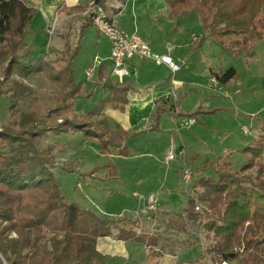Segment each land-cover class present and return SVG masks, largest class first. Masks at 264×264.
Masks as SVG:
<instances>
[{"label":"trees","instance_id":"16d2710c","mask_svg":"<svg viewBox=\"0 0 264 264\" xmlns=\"http://www.w3.org/2000/svg\"><path fill=\"white\" fill-rule=\"evenodd\" d=\"M29 1L0 0V107L6 106L11 117L7 122L0 120V264H108L97 248L104 237L144 244L149 264H153V258L160 256V241L150 233L138 232L139 218L108 219L71 203L56 179V145L42 148L48 136L68 132L99 140L103 154L126 147L138 133L112 130L105 109L111 106L125 111L131 83H116L101 68L99 76L105 81L86 92L84 84L76 81L73 68L82 47L79 41L73 44L67 35L64 48L55 51V60H48L37 49L41 45L28 44L35 14ZM94 1L106 4V0ZM164 1L172 17L198 14L204 33L199 47L213 38L222 52L248 58L264 43V0ZM84 9L85 5H80L75 11ZM88 26H92L90 19L80 28V37ZM212 75L223 89L240 79L234 66L212 71ZM44 76L58 88L55 107L47 112L27 106L34 90L25 81ZM100 86L107 95L97 99L91 110L77 112L76 100L92 98ZM217 111L198 107L186 115L180 111L179 117L197 120L200 114ZM168 112L166 101L158 102L149 130L158 131L161 115ZM231 154L208 159L193 170L194 176L195 172L202 176L193 180L186 208L171 218V224L180 232L189 228L198 232L204 218L209 232L205 251L212 263L264 264V124L259 136L241 150L242 163L233 161ZM183 165L189 166L185 161ZM105 170L106 179L119 178L116 165L109 164ZM95 172L97 169L83 176ZM198 205L203 214L197 212Z\"/></svg>","mask_w":264,"mask_h":264},{"label":"rangeland","instance_id":"374dc122","mask_svg":"<svg viewBox=\"0 0 264 264\" xmlns=\"http://www.w3.org/2000/svg\"><path fill=\"white\" fill-rule=\"evenodd\" d=\"M167 20L168 18L161 17L159 21L165 25ZM181 20L184 21L179 22V24L184 27V31L189 36L188 43L187 40L182 39L186 44L185 48L180 47L183 48L179 53L183 58L181 59L182 61H175L181 67V72L176 75L174 84L176 87H178V84H185L178 90L181 97H183L181 100L183 111L185 112L183 113L186 115L198 107L205 108L207 103H210L212 100L213 107L209 110L217 109L218 111L209 115L200 114L197 119L198 124L191 128L181 126L185 121L191 118L178 117L174 119L168 115L169 113H163L160 117V131L150 130V132L158 134L161 130H164V132L160 133L161 136L158 140V149L153 144L145 143L144 141L143 143L145 145H140V143H142V137L139 143L135 142L137 137H133L127 142L126 147L125 145L115 147L111 149L110 154H103L101 152L102 144L99 140L87 139L79 132H68L60 136H55L53 134L48 136L45 138L42 148H46L54 143L57 148H61L58 157L62 158V156H64L68 159L66 163L58 162L55 172L62 193L67 196L71 203L83 209L92 210L97 215L108 219L114 218V216H109L110 209L118 210L117 213L121 212V216L125 214L123 212H126V216L131 217V214L135 213L138 209L136 208V210H133L136 205L131 202L126 203V200H124L125 196H117L118 190L115 189V191H113L111 186H100V184L97 183L98 179L90 180L88 176H82L90 174L96 169L97 172L102 169L106 173L105 167L109 164H113L118 167V177L120 179L135 180L138 177H154L159 180H165L164 185L166 190L168 192L173 191L171 192L173 196L171 203L177 207V209L173 210L181 212L187 201L183 192L185 190V185L182 182L181 176L175 173V167L179 166L178 160L170 164L171 172L166 174V167L163 165L164 156H161L166 147H170L172 142L173 145L175 144L177 147L178 141L182 137L186 143L185 146L187 147L188 156L192 159L197 158L192 164L196 170L201 168L206 160H214V158L226 156L229 152H232L231 158L233 161L239 160V162L242 163L241 150L248 142L255 140L261 133V125L264 124V43L258 44L253 55L248 58L247 56L233 57L230 53L222 52L221 46L213 38L208 39L209 41L206 40L207 42L203 47L193 45L189 47V38L191 34L202 37L204 34L203 27L196 13L180 19V21ZM146 21H148L147 18H145L143 22ZM78 26L73 32L71 31L72 28L69 32L68 28L66 29L64 26L63 29L61 28L63 32L57 29L55 34L51 36L47 32V26L45 27V25L38 21L35 25L32 24L31 26L39 30L35 39L31 38L29 34L27 42L30 45H41L38 46L37 49L44 53V56L48 60H55L57 54L53 50L61 51L63 49L65 37L67 35L70 36L73 44L78 43ZM56 41L58 43H56ZM96 49L97 48L93 46L81 47L78 56L73 62L75 79L77 82H82L84 84L86 92L91 86L99 82L100 69L96 68L94 76L91 79H88L86 75V70L92 67L96 58L98 62H102L106 65V72L112 74V66L108 63L110 61V55H102L100 50L96 51ZM95 53H97V55ZM213 55L216 56L213 57ZM231 66L237 69L240 79L233 86L224 89L233 100L230 103V101L224 100V97L220 96L221 94L214 91V88H222V85L219 83L216 85L212 79H210L209 72L211 70L210 67H214V69L219 72ZM0 79H3L1 75ZM25 82L31 85L34 90V95L27 104L28 108H37L42 112H47L55 107L54 97L58 93V88L51 84L45 76L36 77L33 80ZM166 82L167 80L164 81L165 85ZM99 83L103 84L101 78ZM105 96V90L98 87L92 98H81L76 100L74 108L77 112H87L96 105L97 99L104 98ZM173 103L174 102L170 100V102H167V106L171 107ZM177 103L180 106V102L177 101ZM156 104L157 102L150 116V123L152 125ZM106 110L108 114H111V120L114 126L117 125L118 118L116 117L118 113L113 112L111 106H108ZM10 118L7 107L4 105L1 106L0 120L7 122ZM167 125L171 133L167 132V129H164ZM174 130L177 131L176 134H172ZM128 132L130 134L135 133L130 130ZM124 149L127 151V154H121V151ZM187 151L185 150V154ZM80 167L81 172L80 169L79 172H77V169ZM89 169L91 170L87 171ZM201 176V172H196L194 180ZM107 199H109V202H107ZM158 200L161 205V198L158 197ZM140 228L142 230H139V232L150 233L153 237H157V239L160 240L158 238L160 235L155 236V227L151 228L150 231H145V228L141 226ZM161 228L162 231H164L161 235L166 236L167 234L169 236L173 234L170 233V230L175 231L177 226L176 224H171V218H167V220L162 222ZM208 233V229L204 228L201 237H199V241L196 240L191 249L183 248L181 251H176V247L173 246V241H178L179 239L178 235L177 237L169 236V239L162 238L167 241L166 247L168 251L166 253L171 255V247H173L176 257H174V255L169 256L167 259L165 258L163 261H160L159 264H215L211 262L205 251V247L209 243ZM160 242L162 241L160 240ZM159 248L160 244L157 249ZM112 257L114 256H111V258ZM116 262L121 261L116 260ZM127 264L140 263L130 261L127 262Z\"/></svg>","mask_w":264,"mask_h":264},{"label":"crops","instance_id":"0c3cea01","mask_svg":"<svg viewBox=\"0 0 264 264\" xmlns=\"http://www.w3.org/2000/svg\"><path fill=\"white\" fill-rule=\"evenodd\" d=\"M94 0H31L28 2L30 7H33L35 14L33 21L29 27L27 37L31 36V38L35 39L36 34L38 33V29L32 28V24H36L40 21L45 27L47 26V31L49 27H57V29L61 32V28L64 26L70 32L72 28V32L76 30L75 28L78 26L77 32L80 33V28L86 23V19L82 16V13H77L75 9L80 5H85V9L87 5ZM122 3L121 10L118 11L115 22L119 28L129 34H136L140 36L143 40H145L151 47V49L160 54H168V47L172 46L173 50L169 52L171 57L175 61H182L183 59L179 53L183 48L186 47V44L183 40H187L188 43V34L184 31V27L179 24V22H183L179 18L172 17L169 13L167 4L164 0H117ZM84 9V10H85ZM168 18L165 22L166 24H162L160 22V18ZM145 18L148 21L143 22ZM164 21V20H163ZM65 32V31H64ZM59 34V33H58ZM60 39V38H55ZM183 39V40H182ZM190 46H197L200 42V36L191 34L190 36ZM182 40V42H181ZM81 44L82 47H94L97 50H100L102 55H110L112 49L111 41L105 36L99 34L97 30L93 26H88L83 31L82 37L80 35L77 38V42ZM209 41V40H207ZM205 41L201 47L205 45L207 42ZM56 43H58L56 41ZM49 46V44H48ZM64 46V45H63ZM64 48V47H63ZM57 51V50H53ZM97 55V53H95ZM216 55H213L215 57ZM109 63V62H108ZM110 65V63H109ZM127 70L129 71V76L126 79V82L131 83V90L128 95L129 104L127 105V109L119 110L113 109V112L118 113V122L117 125L114 126V123L111 120V114H108V111L105 109L106 116L109 120L110 126L112 130L124 129L127 131L138 133L135 139V142L139 143L140 138L142 137V143L153 144L157 149L159 147V137L161 136V132L154 133L150 132L149 129L152 125L150 122L151 113L155 107V103L160 101H166V107L169 108L170 112H168L169 116L172 117L171 107L167 106V102L171 100L174 95L177 98V101L180 102L179 109L183 113V105L181 100L183 97L179 94V89L183 83L178 84V87L174 84L175 77L177 72L173 78L171 74V70L168 66L164 64H156L153 61H143L138 58H134L128 60L126 62ZM106 69V68H105ZM210 79L214 76L212 75V71H216L214 67H210ZM221 71V70H220ZM167 80L166 85L164 81ZM90 86V85H89ZM103 88L102 86H100ZM153 87V88H152ZM187 87V86H186ZM98 88V87H97ZM96 88V89H97ZM104 89V88H103ZM151 89V90H150ZM216 93L221 94L224 100L233 101L229 94L223 88H214ZM96 91V90H95ZM106 95L107 92L105 91ZM217 95V94H216ZM185 97V95H184ZM222 99V98H219ZM213 100L210 103H207L205 106V110H209L213 107ZM233 105V104H231ZM230 105V106H231ZM185 113V112H184ZM183 113V114H184ZM185 118V117H184ZM195 119V118H194ZM196 120V119H195ZM174 122V121H173ZM198 124V120H196V124ZM174 128V127H173ZM172 128V129H173ZM191 128V127H189ZM164 129H167L169 133H171L169 126H165ZM160 131V129H159ZM176 130L172 131V134H176ZM80 133V132H79ZM144 135V136H143ZM58 143V142H57ZM61 144V143H59ZM185 142L181 137L178 141V146L173 145L174 150L179 155L180 151H187V147L185 146ZM145 145V144H144ZM171 147V146H170ZM170 147H166L161 156H164L163 165L166 167V174L171 172L170 164L175 161H179V166L175 167V173L179 176L181 175L183 161L188 163L190 167L195 171L193 161L196 159H192L188 156V151L185 154V158L182 161V156H176V160L172 162H167L166 158ZM61 151V148H57L56 156L58 162H67V157L62 156V158L58 157V153ZM150 153V152H149ZM167 154V155H166ZM192 157V156H191ZM81 172V167L77 169V172ZM200 169V168H198ZM196 169V171L198 170ZM91 169L87 170L90 171ZM196 173V172H195ZM106 173L100 169L98 172L94 174L88 175L90 180L98 179L97 183L100 186L109 185L113 189V191L118 190L117 196H125L126 203L131 202L136 205L135 208L142 207L143 203L146 201V198L151 194L157 195L161 198L162 203L159 207L158 213L152 215L151 219L143 220V227L145 231H150L151 228H154L155 236H159L158 238L162 241L159 242L160 248L157 251L160 253L159 257L153 258V264H158L160 261H163L165 258L167 259L169 256L174 255L175 251L173 247H171V255L166 253L167 247L164 239H169L170 237L179 236L178 241H173V246L176 247V251L182 250L183 248L191 249L196 240L199 241V237L196 235V229L189 228L187 232H180L178 227L175 231L170 230L172 235L163 236L162 232V222L167 220V218H172L180 215L184 212L189 196L183 191L185 197L187 199L185 207L181 212H176L177 207L171 203L173 196L171 192H168L165 188L164 182L165 180L158 178H147V177H138L135 180H124L120 178H116L113 180L106 179ZM83 176V175H82ZM177 177V176H176ZM106 191V190H105ZM163 195V196H162ZM166 196V197H164ZM112 197V195H111ZM157 197V198H158ZM123 198V197H122ZM109 202V199H107ZM137 209V210H138ZM118 210L110 209L109 216L121 217V212ZM122 216H126V212ZM134 214V213H133ZM133 214H131L133 216ZM166 218V219H165ZM165 230V229H164ZM175 234V235H174ZM159 240V241H160ZM166 247V248H165ZM98 251L106 257V261L108 264H127V262H137L140 264H149L150 255L148 248L139 242L135 241H121L115 237H104L100 238L97 243ZM166 253V254H165ZM111 256H114L111 258ZM176 257V255H174ZM116 260H120L121 262H116ZM167 264V263H165Z\"/></svg>","mask_w":264,"mask_h":264},{"label":"built area","instance_id":"2783aa9c","mask_svg":"<svg viewBox=\"0 0 264 264\" xmlns=\"http://www.w3.org/2000/svg\"><path fill=\"white\" fill-rule=\"evenodd\" d=\"M121 8L122 3L117 0H106L105 5H99L95 1H92L87 5L86 9L82 13V16L85 19H90L92 26L97 30V32L108 38L112 43L109 61L110 65L112 66V74L107 73L109 77H111L116 83L124 84L129 76V71L127 70L126 62L128 60L138 58L143 61H153L156 64H164L168 66L174 78L175 74L180 71L181 67L169 54V52L173 50V47H168V54L156 53L151 49L150 45L140 36L136 34H129L123 31L117 26L115 22V17L118 11L121 10ZM56 30L57 27H49L47 32L49 33V35L53 36ZM96 68L105 69L106 65L102 62H98V59L96 58L92 67L86 70V75L88 79H91L94 76ZM104 81L105 80H103V82ZM212 81L216 85L218 84V81L215 77L212 78ZM171 100L174 102L171 108L173 111L172 117L175 119L179 117L180 109L177 103V98L174 95L172 96ZM195 124L196 120L191 118L185 121L181 126L192 127ZM176 156H182L184 158L185 152L180 151L178 155L173 148L172 142L166 158L167 162H172L176 160ZM181 179L185 185V193L188 194L194 180V171L190 166L183 165ZM159 207L160 204L157 196L151 194L149 197L146 198V201L143 203L142 207H140L133 214V216L139 218V220L141 221L140 225L141 227H143V220L151 219L152 215L158 213ZM196 210L200 214H203L200 205L197 206ZM204 227L205 225L203 218L202 222H200V226L198 227V232H196L198 237H201V233H203ZM222 264L230 263L224 262Z\"/></svg>","mask_w":264,"mask_h":264}]
</instances>
